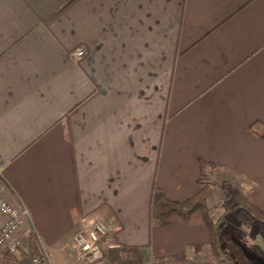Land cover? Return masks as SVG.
Listing matches in <instances>:
<instances>
[{"label":"crops","instance_id":"0c3cea01","mask_svg":"<svg viewBox=\"0 0 264 264\" xmlns=\"http://www.w3.org/2000/svg\"><path fill=\"white\" fill-rule=\"evenodd\" d=\"M199 160L230 177L214 198L264 210V0H0V197L53 264H84L91 218L142 264L208 252L206 225L150 216L200 189Z\"/></svg>","mask_w":264,"mask_h":264},{"label":"trees","instance_id":"16d2710c","mask_svg":"<svg viewBox=\"0 0 264 264\" xmlns=\"http://www.w3.org/2000/svg\"><path fill=\"white\" fill-rule=\"evenodd\" d=\"M199 167L203 177L205 176L204 170L206 168L216 169V166L203 160H199ZM198 184L200 189L192 197L182 202L168 200L163 197L159 199L154 197L150 214L152 225L157 227H164L173 223L206 225L210 231L208 244L210 250L209 262H213L219 256H226L227 260L232 261L229 258L228 248L225 247L221 240H224L228 245H231L234 240L228 234L221 236L219 233L220 221L227 214L234 215L242 223L254 225L264 238V210L255 207L237 190L232 193L229 203L221 200L218 204H214V188L212 184L205 177L204 180H199ZM213 209L217 213L216 219L211 214ZM30 235L33 237L32 233ZM193 250L196 251L198 249L194 247ZM122 255L127 257L125 256L126 258L122 259ZM182 257L184 258V255L180 256V258ZM106 261L109 263H118L120 261V264H142L141 257L135 250H111L106 254ZM235 263L244 264L241 262Z\"/></svg>","mask_w":264,"mask_h":264},{"label":"built area","instance_id":"2783aa9c","mask_svg":"<svg viewBox=\"0 0 264 264\" xmlns=\"http://www.w3.org/2000/svg\"><path fill=\"white\" fill-rule=\"evenodd\" d=\"M84 55L83 48L73 53V58L79 59ZM29 218L28 210L25 207H14L0 197V260L8 256L15 257L22 246L23 237L30 235L25 230L26 221ZM82 227L71 239V257L74 262L84 264H115L106 261V254L119 247L114 242L110 223L101 218L82 219ZM193 257L189 254L184 256L188 263ZM30 264H53L49 255L43 252L35 255ZM212 264H237L219 256Z\"/></svg>","mask_w":264,"mask_h":264},{"label":"rangeland","instance_id":"374dc122","mask_svg":"<svg viewBox=\"0 0 264 264\" xmlns=\"http://www.w3.org/2000/svg\"><path fill=\"white\" fill-rule=\"evenodd\" d=\"M229 178L228 175L222 174L221 176L217 175L213 178L208 177V180L205 179L213 186L221 187L222 189H220V191L229 193L231 191L229 183L227 181L223 182ZM221 199H223L222 196L216 195L213 203L218 204ZM222 201L224 202V200ZM219 233L221 236L228 234L234 240L231 245H228L224 240H221L225 247L228 248L227 251L229 253V258L232 261L244 264H264V238L254 225L242 223L238 221L234 215L227 214L226 217L220 221ZM30 237L31 235H29L26 240H22V246L15 257L8 256L6 259H3L6 262L4 264H30L32 257L46 252L44 248L35 243L36 238L34 237V234L33 237ZM122 256V259L127 257L126 255ZM191 256L193 259L189 263L182 257L180 260L178 258L168 263L159 264H212L217 260L215 259L213 262H209L210 250L200 255ZM224 257L226 258V256ZM120 263L121 262L119 261L115 264Z\"/></svg>","mask_w":264,"mask_h":264}]
</instances>
